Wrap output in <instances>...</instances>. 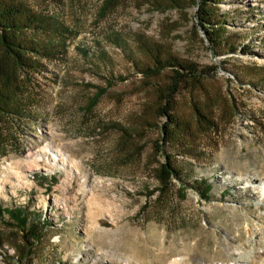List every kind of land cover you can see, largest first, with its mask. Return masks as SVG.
I'll return each instance as SVG.
<instances>
[{
	"label": "rangeland",
	"instance_id": "1",
	"mask_svg": "<svg viewBox=\"0 0 264 264\" xmlns=\"http://www.w3.org/2000/svg\"><path fill=\"white\" fill-rule=\"evenodd\" d=\"M0 3L39 17L46 34L29 30L27 40L53 50L30 53L36 69L17 80L16 112L0 113V205L49 221L32 264H252L249 253L263 255L264 0L208 3L225 16L234 53L214 47L193 0ZM150 53L210 69L181 84L169 135L158 112L173 73L146 74ZM5 62L0 46L6 71ZM56 150L67 163L53 164ZM165 163L179 180L162 183ZM0 232L10 237L1 220ZM16 255L0 246V264H31Z\"/></svg>",
	"mask_w": 264,
	"mask_h": 264
},
{
	"label": "trees",
	"instance_id": "2",
	"mask_svg": "<svg viewBox=\"0 0 264 264\" xmlns=\"http://www.w3.org/2000/svg\"><path fill=\"white\" fill-rule=\"evenodd\" d=\"M199 7V12L203 17L200 21L205 26L200 25L201 28L210 37V41L214 44L216 49L225 47V51L234 53L236 47L228 44L226 39L227 29L225 23L219 18H225L224 15L219 17L213 13V6L208 3L218 4V0H193ZM39 31L40 34H46V26L42 27V20L30 13L24 8H17L12 5L0 3V46L2 48L3 56L9 62H5L8 70H4L0 64V113L16 112L14 111V104L9 105L18 96L17 80L20 84V78L29 69H36L35 61L28 56L30 53L37 55L49 56L52 48L49 45H40L39 42L27 40V31ZM48 37V36H47ZM50 41V40H49ZM52 44V42H51ZM226 51V52H227ZM151 54V53H150ZM153 59V66L145 71L146 74L154 75L168 69L172 71V83L168 86L167 94L164 97L166 107L159 109V117L166 118L169 123L165 126L167 131L165 134L169 135L177 128L175 119L169 114L170 102L173 100L179 91L180 86L187 80L191 82H200L201 79L210 75V69L202 68L194 63H180L176 58L169 57L165 59L151 54ZM15 73L17 76L12 75ZM17 112L18 107L16 108ZM164 115V116H163ZM158 152H163L162 146L157 147ZM180 179V172L175 169L170 163L162 165L160 179L163 184H168L171 179ZM198 188L204 193V199H208V195L212 189L207 182L198 184ZM8 217V221H6ZM0 220L11 231L10 237L0 232V246L3 243H8L15 249L18 263L29 260L32 264L33 259L39 256L38 244L45 239V228L49 226V221L41 220L38 213L30 211L28 207L14 206L4 207L0 205ZM12 236V237H11ZM40 257V256H39ZM41 262H46L45 257L41 258Z\"/></svg>",
	"mask_w": 264,
	"mask_h": 264
},
{
	"label": "bare ground",
	"instance_id": "3",
	"mask_svg": "<svg viewBox=\"0 0 264 264\" xmlns=\"http://www.w3.org/2000/svg\"><path fill=\"white\" fill-rule=\"evenodd\" d=\"M48 150H45V151H43L44 153L45 152H47ZM30 154V153H29ZM28 154V155H29ZM52 158H51V161L53 162V164L54 163H56V162H60V163H62V164H65V163H67V160H66V158L64 157V155L60 152V151H58V150H56V151H52ZM46 169V168H45ZM263 178H264V176H263ZM26 184V183H25ZM24 184V185H25ZM263 248H264V246H263ZM262 254L263 255H260L259 254V252H257V251H255V252H251V254L249 253V255H250V257L252 258V261H251V263L252 264H256V263H254V262H257V260L260 258V257H262L263 259H264V252H262ZM250 261V260H249ZM181 262V260H176L175 262H173V264H179ZM181 264V263H180Z\"/></svg>",
	"mask_w": 264,
	"mask_h": 264
}]
</instances>
